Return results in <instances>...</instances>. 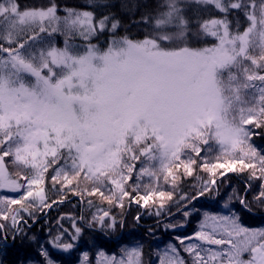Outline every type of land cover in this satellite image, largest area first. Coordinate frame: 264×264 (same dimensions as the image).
Listing matches in <instances>:
<instances>
[{
    "label": "snow or ice",
    "instance_id": "6c2138e0",
    "mask_svg": "<svg viewBox=\"0 0 264 264\" xmlns=\"http://www.w3.org/2000/svg\"><path fill=\"white\" fill-rule=\"evenodd\" d=\"M119 8L0 0V246L9 231L36 242L38 264L57 260L21 225L69 193L96 208L86 224L101 230L116 228L111 209L123 214L125 202L157 217L175 207L186 220L196 211L188 205L219 194L228 173L247 174L245 193L257 189L251 201L233 189L228 202L264 207V154L253 143L264 135V0H122ZM120 12L132 14L127 25ZM186 177L198 186L176 198ZM72 229L47 245L69 253L84 232L75 220ZM176 239L179 248L169 243L148 264H264V227L245 226L234 210L205 212L193 235ZM79 264H92L87 252ZM95 264H145L143 246L98 250Z\"/></svg>",
    "mask_w": 264,
    "mask_h": 264
},
{
    "label": "trees",
    "instance_id": "16d2710c",
    "mask_svg": "<svg viewBox=\"0 0 264 264\" xmlns=\"http://www.w3.org/2000/svg\"><path fill=\"white\" fill-rule=\"evenodd\" d=\"M116 5V11H120V4L122 0H111ZM130 3L150 4L155 6L157 0H129ZM22 8L31 6L47 5L49 0H19ZM55 3L62 10L64 7L82 9L86 7V0H55ZM144 9L140 8L135 13V18H139ZM62 13V11H61ZM124 23L127 25L132 17L131 13L120 12ZM130 31L133 33L141 32L143 29H138L132 26ZM254 146L264 154V135L253 137ZM199 170V169H197ZM199 176L207 179V174L199 170ZM247 174L239 175L237 173H228L227 179L220 185L219 194L212 193L199 197L197 200L192 201L188 208L191 210L195 208L191 215L185 220L182 212H177L175 207L171 208L173 216H169L166 212L161 217L150 214L148 208H139L137 205L132 204L131 207L127 206L125 202V209L123 214L121 209L112 208V215L116 217L117 224L114 230H101L99 226L88 228L86 221L91 219L92 213L96 208H89L86 203L81 204L80 198L68 194V198L63 203L54 205L51 209H44L42 212H36V220H28V225H21L25 228L28 236L36 237V240L45 244L52 252L57 262L63 264L74 263L78 260L80 254L87 252L95 256L97 250L102 249L107 253H118L120 248L125 245L140 244L144 250L145 264H148L149 257L155 259L154 253L157 249L164 247L167 243H175L177 237L190 236L196 230V226L202 218V212H229L234 210L239 212L243 224L247 227H259L264 225V208L256 207L253 205V210L248 212L242 210L238 203L228 202V193H232L233 189L239 195H246L249 201L252 200L253 195L257 191L254 187L251 191L245 193V184L247 182ZM254 184L256 182H253ZM194 186H198V181L195 177H186L180 184L177 190V197L184 193L189 196L195 192ZM48 197L52 199H59L56 193L51 190V185L48 184ZM171 190V189H169ZM99 207L102 206L107 209L109 206L99 200L98 197L91 198ZM228 202V208H225V203ZM234 205V207H233ZM155 209H151L154 213ZM140 214L141 219L139 222L133 220V217ZM84 216L85 219L81 220L80 217ZM63 217V219H61ZM27 218V217H25ZM76 221L77 225L84 228L82 237L78 239L75 244L76 247L69 253H62L59 250L51 249L47 245V241L61 232L63 229H72V222ZM121 220L123 225L121 226ZM60 221V223H58ZM10 223V222H9ZM168 223L177 224L176 228H165L164 225ZM151 230V231H150ZM3 233H0V237ZM68 238L65 237V240ZM95 241V244L92 243ZM4 249L11 251L10 263L11 264H31L40 261L42 258L37 255V243L24 240L23 242L19 237L13 241L11 231L8 232L7 241L4 243ZM4 255V253H3Z\"/></svg>",
    "mask_w": 264,
    "mask_h": 264
},
{
    "label": "rangeland",
    "instance_id": "374dc122",
    "mask_svg": "<svg viewBox=\"0 0 264 264\" xmlns=\"http://www.w3.org/2000/svg\"><path fill=\"white\" fill-rule=\"evenodd\" d=\"M60 14H63V13H60ZM197 171V174L199 175V170H196ZM264 207H262V209H263ZM205 213V212H204ZM203 213V214H204ZM208 213H210V214H213V215H216V214H220V215H227V214H229V212H218V213H211V212H208ZM202 218H203V215H202ZM199 224V223H198ZM198 224H197V226H196V230L198 229ZM261 227H264V225L263 226H259V227H250V228H261ZM194 234V233H193ZM176 241H177V239H176ZM169 243H167L166 245H164V247H166L167 245H168ZM171 244H173V243H171ZM132 245H134V244H132ZM173 245H175V246H177L178 248L180 247L179 246V244H178V242H175ZM3 246H6V245H2V246H0V261H2V264H11L10 263V255L9 254H11V251H9V250H7V249H4L3 248ZM125 246H130V245H125ZM125 246H123V247H125ZM164 247H161V248H159V249H163ZM99 250H101V249H99ZM158 250V249H157ZM156 250V251H157ZM98 251V250H97ZM97 251H96V253H95V256H93L92 254H89V258L92 260V264H95V260H96V254H97ZM3 253H4V255H3ZM107 253V252H106ZM119 253V252H118ZM80 254V256H79V258H78V260L77 261H75L74 263H70V264H79V260H80V258L82 257V255H83V253H79ZM107 254H112V253H107ZM181 255H183L186 259L188 258L187 257V254L186 253H183V251H182V249H181ZM31 264H38V262H36V263H31ZM57 264H63V263H59V262H57Z\"/></svg>",
    "mask_w": 264,
    "mask_h": 264
}]
</instances>
